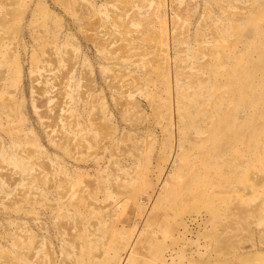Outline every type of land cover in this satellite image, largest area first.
I'll return each mask as SVG.
<instances>
[{"label": "rangeland", "instance_id": "obj_1", "mask_svg": "<svg viewBox=\"0 0 264 264\" xmlns=\"http://www.w3.org/2000/svg\"><path fill=\"white\" fill-rule=\"evenodd\" d=\"M0 264H264V0H0Z\"/></svg>", "mask_w": 264, "mask_h": 264}]
</instances>
